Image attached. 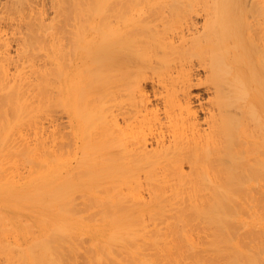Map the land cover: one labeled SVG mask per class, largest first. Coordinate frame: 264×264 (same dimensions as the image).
<instances>
[{"label":"bare ground","instance_id":"bare-ground-1","mask_svg":"<svg viewBox=\"0 0 264 264\" xmlns=\"http://www.w3.org/2000/svg\"><path fill=\"white\" fill-rule=\"evenodd\" d=\"M34 2L0 17L29 32L0 59V264H264V0ZM59 104L77 164L39 125Z\"/></svg>","mask_w":264,"mask_h":264},{"label":"rangeland","instance_id":"rangeland-1","mask_svg":"<svg viewBox=\"0 0 264 264\" xmlns=\"http://www.w3.org/2000/svg\"><path fill=\"white\" fill-rule=\"evenodd\" d=\"M18 0H0V17L1 16H4V15H7V14H9V11H7V10H9L7 7L9 6H11V7H13L12 5H14V3L15 2H17ZM29 1H31V0H29ZM35 2H34V4H33V10L34 11H41V10H43L44 11V16L46 17L45 18V20H46V22H50V21H52L51 19L55 16V13H56V11H55V7H54V5H53V0H34ZM38 2V3H37ZM34 11H32V13L34 12ZM9 16H10V14H9ZM7 17H8V15H7ZM0 21H1V19H0ZM199 21L201 22V24H203L204 23V17H202V18H199ZM203 22V23H202ZM3 28H5L6 29V27H5V23L3 22H0V29H2L3 30V34H4V38H5V40L7 41V43H6V45H1L2 44V42H3V40H0V59H1V57L2 56H5L6 58H7V56H10L11 58H14L15 60L17 59V56L19 55V53L21 52V50H22V38L23 37H27L28 36V31H27V29L25 28H23V29H21L20 31H18L17 33H15L14 31H12V30H4ZM5 41V42H6ZM43 44L44 45H46V46H44V47H42L43 46ZM49 44H45V43H41L40 44V47L38 46V44H37V46L35 45L34 47H33V49L31 50V54H36V55H39V58L38 59H44V58H47V52H48V54L49 53H51L50 51H48L49 49L52 51V49L50 48V45L48 46ZM16 62L15 61H12L11 62V64H9V68H10V72H12V73H15L17 70V68H16ZM31 69V68H30ZM30 69H29V66L28 65H26V69L24 70V71H30ZM1 71V70H0ZM0 74H1V72H0ZM202 76H203V74H202ZM205 76V75H204ZM39 91H38V89H37V91H36V93H38ZM34 95H36V94H34ZM35 100H37L36 98H34ZM49 105V104H48ZM51 105H53V104H50V106ZM47 105H45L44 106V108H41V110H42V114H40V120H42L41 121V123H39V125H42L40 128L42 129V132H43V129H44V136H46V134H48L46 137L47 138H50V136H51V133L53 132V131H56V134H58L59 135V137H60V139H59V141H62V142H64L65 143V146H63V148L60 150V152H58V154L61 156L62 155V157H64V158H68V159H70V161L71 162H73V164H77V160H76V157H72L73 155L71 154V151L73 150V144H71V146H69V142L71 141V139L73 138V129H72V126H71V124H70V121H69V116H68V113H65L64 112V108H63V106L61 105V104H59L58 106H55V107H51V110H49L50 108V106L47 108L48 110H46L45 109V107H46ZM56 108V109H55ZM64 109V110H63ZM56 110V113H57V116H58V122H57V129L55 130V128H56V125L51 121V119H52V114L54 113V111ZM49 112V114H47L48 112ZM44 112V113H43ZM46 112V113H45ZM41 113V112H40ZM41 115H42V117H41ZM44 115V116H43ZM40 120H39V122H40ZM43 122V123H42ZM44 125V126H43ZM34 126H37V125H34ZM29 131V130H28ZM30 132L32 133L31 135L33 136L34 135V129H30ZM45 132H46V134H45ZM37 132H35V134H36ZM39 135H41V134H39ZM49 136V137H48ZM34 137V136H33ZM36 137V136H35ZM35 137L33 138V139H35ZM37 142V141H36ZM51 142V141H50ZM8 168H10V167H8ZM8 170V169H7ZM13 171H14V169H12ZM8 171H10L11 172V169H9ZM20 171H23V169H21L20 168ZM79 178H80V180L82 181V179H81V177L80 176H78V175H76L75 176V180L76 181H79ZM84 179V178H83ZM84 181V180H83ZM89 180H86V183H90V182H88ZM85 185L84 186V189H83V193L82 192H77L76 193V191H75V197H74V202H75V200L77 201V202H79V204L80 205H84V206H82L84 209L86 208V212H88V213H86L85 212V210L83 211V209L81 210V212L79 211L80 209H76V211L78 210V212L80 213V215H83V217H84V220L86 219V218H90V219H88V220H90V221H94V219L93 218H95L96 217V215H97V213H98V210L97 209H100L99 207L100 206H98L99 205V203H98V201H97V199H95V198H97L98 197V193H97V191H93V190H97L98 189V187L96 186V188L94 187V186H92V185ZM91 186L92 187H94V188H92V189H87V187L89 188H91ZM86 188V189H85ZM112 187H110V189H111ZM103 189V188H102ZM102 189L99 187V189H98V192L99 193H102L101 191H102ZM87 190H92V192L91 191H87ZM104 190V189H103ZM112 190V189H111ZM86 191V192H85ZM94 192H96L95 194H94ZM105 192V191H104ZM84 193H88V194H84ZM169 193H171V191H168V192H166V197L167 198H165V199H167V204L169 203H171L170 205H171V207H174L175 205V203L178 201L177 199H175L173 202L171 201V200H173V199H171L172 197H173V195H171V194H173V192L170 194V197H169ZM142 194L144 195V199H146V200H150L151 199V197L150 196H152L151 195V191H149L148 189H144L143 190V192H142ZM87 195V196H86ZM96 195V196H95ZM172 196V197H171ZM85 197H87V198H85ZM171 199V200H169V198ZM77 202H75L76 204H77ZM175 202V203H174ZM75 203H73V204H75ZM173 203V204H172ZM76 204H75V207H76ZM87 204V206H85ZM168 204V205H169ZM177 204L178 205H181V204H179L178 202H177ZM78 205V204H77ZM80 205H78L79 206V208H81L80 207ZM169 205V206H170ZM200 205H202V204H200ZM78 206L76 207V208H78ZM175 207H177V205L175 206ZM88 208V209H87ZM90 208V209H89ZM168 209H169V207H168ZM171 209V208H170ZM91 210V211H90ZM96 210V211H95ZM261 211L262 212H264V210L263 209H261ZM82 213V214H81ZM170 213V214H169ZM172 213L174 214V211L172 212L171 210H170V212L168 211V213H167V219H168V221H172V220H176L174 217H175V215H174V217H171V216H173L172 215ZM79 215V214H78ZM171 215V216H170ZM82 216L80 217V219L81 218H83ZM99 217H98V215H97V217H96V219L95 220H97ZM173 218V219H172ZM164 219V218H163ZM200 220L199 218H196L195 220ZM87 220V219H86ZM194 220V224H196L197 223V221H195ZM199 222V221H198ZM193 224V226L191 225V228L193 229V227H194V229H195V227L197 226H199L200 228H201V226L200 225H194ZM199 224H201V223H199ZM199 227L198 228H196V229H199ZM193 229V230H194ZM204 229V228H203ZM199 229V230H195V235H197V234H199V236H198V239H199V237L201 236V235H203V236H205V235H207V236H205V237H207V238H204V237H200V239L202 240V242L203 243H208L209 242V238H208V236H210V240H211V235H212V232L209 230V229ZM201 230H203V231H201ZM208 233H207V232ZM243 232H241V233H243V234H246L247 233V231L246 230H242ZM197 232V233H196ZM200 232V233H199ZM203 232H205V233H203ZM203 233V234H202ZM208 234H210V235H208ZM197 237V236H196ZM89 238V236H87L86 237V242H87V246H89L88 245V240H90V238ZM207 240L206 242H205V240ZM91 241V240H90ZM89 241V242H90ZM200 241V240H199ZM86 242L84 243V245H85V248L83 249V250H85L86 248L88 249L89 247H87L86 246ZM201 242V241H200ZM201 242V243H202ZM202 243V244H203ZM206 244H205V246H206ZM203 246L202 248L200 247V249L202 250H204V249H207L208 248V250L207 251H209V247L208 246ZM91 247V246H90ZM86 249V250H87ZM82 250V251H83ZM85 250V251H86ZM89 250V249H88ZM202 250V252H204V254L205 255H208L209 253L208 252H206V251H203ZM208 253V254H206V253ZM80 253H82V252H80ZM83 253H85L84 251H83ZM87 254H89L88 252H86ZM82 254V255H80V254H78V257L79 258H81L82 259V257L85 255H87V254ZM68 255H70V253H67V258H68ZM82 256V257H80V256ZM76 259V262H75V260L73 261V263L72 262H70L68 259H67V262L69 261L70 263H72V264H76L77 262H79V263H77V264H82V262H83V260L85 261V260H87V256H86V258L85 259H78V258H75ZM78 260V261H77ZM79 260H81V261H79ZM68 262V263H69ZM67 263V264H68ZM69 263V264H70ZM85 263H86V261H85ZM85 263H83V264H85ZM3 264H6L5 262H3Z\"/></svg>","mask_w":264,"mask_h":264}]
</instances>
